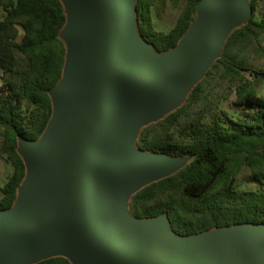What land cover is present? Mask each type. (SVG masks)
<instances>
[{"label":"water","instance_id":"95a60500","mask_svg":"<svg viewBox=\"0 0 264 264\" xmlns=\"http://www.w3.org/2000/svg\"><path fill=\"white\" fill-rule=\"evenodd\" d=\"M66 2L64 73L50 90L54 110L44 133L19 140L29 176L16 207L0 211V264L56 254L74 264H264V225L185 238L165 216L131 217L122 201L187 162L135 152L134 131L182 103L221 54L226 29L248 18L250 7L201 0L174 50L155 60L135 37L132 0Z\"/></svg>","mask_w":264,"mask_h":264},{"label":"trees","instance_id":"16d2710c","mask_svg":"<svg viewBox=\"0 0 264 264\" xmlns=\"http://www.w3.org/2000/svg\"><path fill=\"white\" fill-rule=\"evenodd\" d=\"M201 0H170L177 10L167 30L156 29L165 0H134L139 35L158 52L177 46L197 16ZM246 22L232 29L222 52L182 103L145 124L136 147L186 158L173 172L135 190L129 215L165 216L171 231L192 237L212 229L264 225V0H249ZM0 211L13 207L26 174L20 138L37 140L54 110L50 90L63 76L67 22L61 0H0ZM234 95L225 107L227 95ZM31 264H74L56 254Z\"/></svg>","mask_w":264,"mask_h":264},{"label":"rangeland","instance_id":"374dc122","mask_svg":"<svg viewBox=\"0 0 264 264\" xmlns=\"http://www.w3.org/2000/svg\"><path fill=\"white\" fill-rule=\"evenodd\" d=\"M241 3L243 5H245L247 8H249V0H240ZM61 2L63 3V6L65 8V12H66V15H67V22L65 24L64 27H67L70 22H71V19H72V14H71V11H70V7L68 5V3L66 2V0H61ZM132 2L134 3V0H132ZM2 9L0 8V16L2 15ZM177 15V10L174 9L172 6H171V2L170 0H165V5L164 7L158 11V14H156L154 12V17H153V22H154V26L156 29H159V30H167L172 24L173 22L175 21V17ZM247 20V17L244 18L242 21H239V22H235L233 24H231L225 31L224 35H223V39L226 38V36L228 35V33L242 25L243 23H245ZM134 34H135V37L136 39L138 40V42L145 48H147L151 55L153 56V58L155 60H159V59H162L164 58L165 56L169 55L174 49H171L169 51H165V52H158L154 49V47H152V45L146 43L139 35L138 31H137V28H136V24L134 23ZM259 62L260 63H263L264 62V58H260L259 59ZM257 93L258 94H264V79L262 81H260L259 83H257V89H256ZM189 92V91H188ZM187 92V93H188ZM186 93V95H187ZM234 98V95L233 94H230L229 96L227 95V98L226 100L223 102V105L225 107H230V104L229 102ZM184 99V98H183ZM182 99V101H183ZM167 112L161 114V115H158V116H154V117H150V118H146L145 120H143L141 123L138 124V126L136 127L135 131H134V134H133V137H132V149L137 152V153H141V154H151L149 152H145V151H140L137 147H136V139H137V136H138V133L140 131V129L147 123L149 122H152V121H155L161 117H163ZM1 180L0 182H3L5 180V177H6V174L10 171V168L7 166L6 163H3V166L1 168ZM29 176V166L27 165V170H26V176L25 178L23 179V182L21 183V185L19 186L18 190H17V200L15 202V205L14 207H16L21 195H22V188L24 187L25 185V181L27 180ZM143 184H138L136 185L135 187L129 189L123 196H122V201H123V204H124V209H125V212L128 213L127 211V202L131 196V194L137 190L139 187H141ZM13 207V208H14ZM129 214V213H128ZM227 229H212L210 231H207L205 233H201V234H198V235H195L193 236V238H196V239H205L207 237H210L212 235H214L215 233H219V232H224L226 231Z\"/></svg>","mask_w":264,"mask_h":264}]
</instances>
